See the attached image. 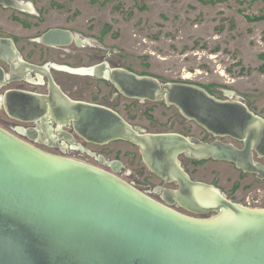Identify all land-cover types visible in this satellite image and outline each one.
<instances>
[{"label":"water","instance_id":"water-1","mask_svg":"<svg viewBox=\"0 0 264 264\" xmlns=\"http://www.w3.org/2000/svg\"><path fill=\"white\" fill-rule=\"evenodd\" d=\"M0 6L37 15L30 1L0 0ZM36 41L67 46L86 40L51 28ZM19 54L11 39L0 37V60L10 66L9 74L0 67V86L17 68L45 70ZM63 68L103 78L128 98L164 101L214 140L142 132L105 106L68 98L48 72V94L13 88L3 103L35 112L28 122L71 123L93 143L136 145L150 171L177 182L174 196L196 215L177 212L113 174L43 151L0 127V264H264V208L232 202L213 185L193 181L178 160L183 154L225 161L264 180V117L234 93L221 99L186 81L161 82L107 62Z\"/></svg>","mask_w":264,"mask_h":264},{"label":"rangeland","instance_id":"rangeland-1","mask_svg":"<svg viewBox=\"0 0 264 264\" xmlns=\"http://www.w3.org/2000/svg\"><path fill=\"white\" fill-rule=\"evenodd\" d=\"M36 14L0 7V36L11 37L29 62L71 68L107 62L162 82L186 81L224 99L232 91L253 112L264 117V18L249 21L246 14L264 17V0H225L204 4L199 0H23ZM18 20H16V19ZM51 28L79 34L81 45L46 47L34 40ZM74 99L113 107L130 123L148 132H180L204 141L212 136L174 107L148 102L129 113L126 99L88 76L53 71ZM11 83L9 87H18ZM41 90V86L22 84ZM229 142V139H223ZM124 159L137 157L135 147L110 144ZM51 153V150H46ZM53 154V153H51ZM134 155V156H133ZM138 160V159H137ZM197 180L213 185L228 198L251 208H264V183L242 173L231 163L184 160ZM138 189L148 183V171L138 160L125 165ZM139 179L134 180V177Z\"/></svg>","mask_w":264,"mask_h":264},{"label":"flooded vegetation","instance_id":"flooded-vegetation-1","mask_svg":"<svg viewBox=\"0 0 264 264\" xmlns=\"http://www.w3.org/2000/svg\"><path fill=\"white\" fill-rule=\"evenodd\" d=\"M0 7L6 8L3 6H0ZM7 9H11V8H7ZM13 10H16V9H13ZM17 11L24 12L26 10H17ZM0 37H4V36H0ZM4 38L11 39V41L15 45L16 49L19 51V49L16 46L15 41L11 37H4ZM35 42H37V41H35ZM71 44L78 45L75 42H72ZM71 44H69V45H71ZM42 45H44V44H42ZM69 45H67V46H69ZM44 46H46V47H59V46H47V45H44ZM19 53H20V51H19ZM19 55H20V58L22 60L29 62V61H27L21 57V53ZM102 62H104V61H102ZM29 63L36 64L38 66H45V70H43L42 72H35V71L26 72V70H24L22 68H17L11 74L10 80L6 81L2 86H0V127L1 128L7 130L8 132L17 136L21 140L33 145L34 147L41 149L43 151L51 150V153H53L55 155L67 157V158H70L73 160H77V161L83 162L85 164H88L90 166H93L95 168H98L100 170H103L105 172H108L110 174H113L117 178H119V179L123 180L124 182L130 184L131 186H133L134 188H136L137 190H139L141 193L145 194L149 198L153 199L154 201H156L160 204H163V205H165V206H167V207H169V208H171L177 212H180V213L186 214V215H190V216L196 215V214L190 212L188 209H186L174 196L173 193L176 192L179 188L177 182L176 181H168L167 179L161 178L160 176H158L154 172L150 171L146 167V165L144 164V162L141 158L140 152L138 150V147L136 145H134L130 142L124 141V140H114V141H109V142L103 143V144L93 143V142L87 141L84 138H82L81 136H79L75 132L71 123H69L68 125H57L50 118L45 119L44 123H42L41 121H39V122H28L27 119L30 116L35 115V112H32L30 114L29 113H20L19 109L16 105L11 104V102H9V101H6V103H3L2 98H3V95L5 94V92L7 90L13 89V88L30 91V92H33L36 94H42V95L48 94L49 93V78H48L47 74L45 73V72H48L50 74L51 78L53 79L54 83L60 88V90L68 98H70L72 100L84 101V100H80V99H74L63 89V87L59 84V81L57 80V75L53 74V71H56L59 73L63 72V73H67L69 75H75V76H88L94 80L102 82L105 86L111 87L114 90V93L116 96H119L120 98H122V99L124 98V99L129 101L127 103V109L129 111V113H134L138 109L139 105L146 104L148 102H153V101L139 100V99H135V98L125 97L122 94H120L119 92H117L115 87L112 84H110L107 80H105L103 78L96 77L94 75H85V74L70 72L69 70L63 68L66 66L56 65V64L51 63V62H46L44 64H37V63H33V62H29ZM99 63H101V62H99ZM0 67L3 69L5 74L10 73L9 64L0 60ZM79 68H82V67H79ZM111 68H114V67H111ZM121 68H123V67H121ZM72 69H76V68H72ZM124 69L129 70L127 68H124ZM129 71L134 72L132 70H129ZM143 75H145V74H143ZM11 83H18L20 85H18V87H9V85ZM22 84L41 86L42 89L41 90L27 89V88H24L22 86ZM84 102L98 104V103H94L91 101H84ZM157 102H162L164 104V106H166V107H173L171 105L166 104L164 101H157ZM98 105H101V104H98ZM102 106H105V105H102ZM105 107H107V108L115 111L116 113H118L132 127H139L135 124L130 123L121 113H119L113 107H108V106H105ZM176 111L178 112L177 109H176ZM178 114L185 121H189L186 118H184L179 112H178ZM139 128H141V127H139ZM141 129H142V132L151 133V132H148L147 130H145L143 128H141ZM161 133H166V132H161ZM175 133L183 135L187 138L195 137V138L201 140L202 142H207V143L214 140L213 137L210 141H204L197 136L186 135L184 133H180L177 131H175ZM114 142H123V143H126L132 147H135L136 151H137V157L124 159V154L118 155L117 150H115V149L113 150L112 147L110 146V144H113ZM137 159L145 166L146 170L148 171V176H147L148 183L145 184L142 189H138L136 187L135 182H137V181L127 182L125 179L121 178V176H125V177L130 176V173H128L127 171L124 172V170L126 169L125 168L126 163L128 164V161H129V163H132L133 160H136L138 162ZM178 160H179L180 166L189 175V177L193 181H197L191 176V174L187 170V167L184 163V160H190L192 162H201L204 160H197V159L189 158L183 154L178 156ZM206 160H212V159H206ZM247 174L253 176L257 182H263L264 183V180H258L255 174H252V173H247ZM136 179H139V177L138 176H136V178L134 177V180H136ZM224 196L226 199H228L232 202H235L232 199L228 198L226 195H224ZM235 203H237V202H235Z\"/></svg>","mask_w":264,"mask_h":264},{"label":"trees","instance_id":"trees-1","mask_svg":"<svg viewBox=\"0 0 264 264\" xmlns=\"http://www.w3.org/2000/svg\"><path fill=\"white\" fill-rule=\"evenodd\" d=\"M199 1H201L202 3H204V4H212V5H214V4H217V3H219V2H223V1H225V0H199ZM245 18H247V20H249V21H260V20H262L264 17H263V15H261V14H246L245 15ZM16 19V18H15ZM17 20V19H16ZM18 21V20H17Z\"/></svg>","mask_w":264,"mask_h":264},{"label":"bare ground","instance_id":"bare-ground-1","mask_svg":"<svg viewBox=\"0 0 264 264\" xmlns=\"http://www.w3.org/2000/svg\"><path fill=\"white\" fill-rule=\"evenodd\" d=\"M77 34V33H76ZM74 35V34H73ZM37 40L39 39V37L38 38H36ZM36 39H35V41H36ZM47 46H50V45H47ZM227 96L228 95H232L233 94V92L232 91H227L226 93H225Z\"/></svg>","mask_w":264,"mask_h":264}]
</instances>
